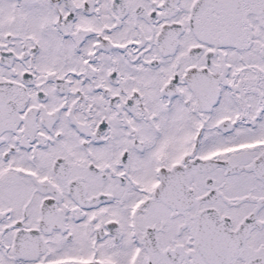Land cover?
Segmentation results:
<instances>
[{
    "label": "snow or ice",
    "instance_id": "1",
    "mask_svg": "<svg viewBox=\"0 0 264 264\" xmlns=\"http://www.w3.org/2000/svg\"><path fill=\"white\" fill-rule=\"evenodd\" d=\"M0 264H264V0H0Z\"/></svg>",
    "mask_w": 264,
    "mask_h": 264
}]
</instances>
